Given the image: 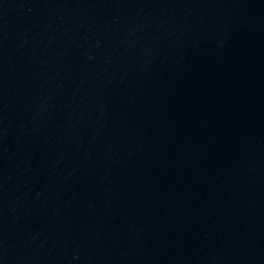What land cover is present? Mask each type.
I'll use <instances>...</instances> for the list:
<instances>
[{
    "label": "water",
    "instance_id": "1",
    "mask_svg": "<svg viewBox=\"0 0 264 264\" xmlns=\"http://www.w3.org/2000/svg\"><path fill=\"white\" fill-rule=\"evenodd\" d=\"M0 264H264V0H0Z\"/></svg>",
    "mask_w": 264,
    "mask_h": 264
}]
</instances>
